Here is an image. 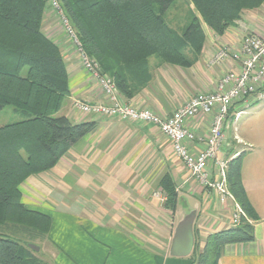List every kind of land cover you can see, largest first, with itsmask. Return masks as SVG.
<instances>
[{
  "label": "crops",
  "instance_id": "obj_1",
  "mask_svg": "<svg viewBox=\"0 0 264 264\" xmlns=\"http://www.w3.org/2000/svg\"><path fill=\"white\" fill-rule=\"evenodd\" d=\"M185 2L194 11L192 3ZM50 7L49 3L42 31L60 48L68 75L69 94L59 110L72 122H94L97 129L73 145L50 171L29 177L21 186L26 207L47 215L51 221L45 240L51 258L44 261L49 264H192L190 255L169 256L178 222L195 211L193 231L202 247L209 234L230 227L232 206L222 207L216 194L204 189L190 175L173 154L169 140L156 127L80 114L72 108L74 99L104 103L106 97L82 66L74 45ZM194 16L199 18L195 11ZM202 28L205 42L198 60L190 68H180L151 58V82L129 103L169 116L193 95L213 92L219 80L236 68L230 62L210 65L209 60L224 44L238 48L244 33L264 36V3L257 9L243 10L240 19L223 35L215 34L204 24ZM255 104L245 108L243 103H238L229 110L218 153L225 161L241 155V183L258 217L253 223L254 240L225 245L218 264H264V103H258V109L244 122L248 126H241L244 131L232 129L237 119ZM212 118L213 115L201 116L185 122V128L196 138L187 143L191 153L205 148L203 139ZM208 171L215 179L214 163L208 165ZM164 174L170 176L179 198L173 212L164 209L158 197H163L159 181ZM38 197L49 198L51 203H42L40 207L35 202ZM77 198L86 200L81 205ZM139 202L142 211L138 208ZM143 213L148 221L152 217L157 223L152 231L159 238L136 232V222Z\"/></svg>",
  "mask_w": 264,
  "mask_h": 264
},
{
  "label": "trees",
  "instance_id": "obj_2",
  "mask_svg": "<svg viewBox=\"0 0 264 264\" xmlns=\"http://www.w3.org/2000/svg\"><path fill=\"white\" fill-rule=\"evenodd\" d=\"M51 0H0V111L10 106L21 115L0 126V226L8 225L29 241L46 240L51 221L22 201V184L50 171L85 136L94 122L74 123L57 116L69 94L66 64L60 48L42 31ZM73 29L83 52L100 74L113 81L129 103L151 82L150 59L190 68L205 42L202 24L217 35L240 19L243 10L259 8L264 0H189L199 18L181 34L165 21L176 0H55ZM227 158H229L227 156ZM241 155L228 159L225 182L242 211L238 224L209 234L202 247L194 230L192 264H218L225 245L254 240L258 217L241 183ZM164 209L179 203L168 174L159 181ZM10 228V227H9ZM28 242V241H27ZM0 264H49L19 242L0 235Z\"/></svg>",
  "mask_w": 264,
  "mask_h": 264
},
{
  "label": "built area",
  "instance_id": "obj_3",
  "mask_svg": "<svg viewBox=\"0 0 264 264\" xmlns=\"http://www.w3.org/2000/svg\"><path fill=\"white\" fill-rule=\"evenodd\" d=\"M50 4L60 19L67 37L74 45L82 66L97 82L106 97L104 103H87L74 99L72 108L80 114L118 118L156 127L169 140L173 154L183 163L190 175L204 189L216 194L222 207L232 206L230 226L237 225L243 213L227 190L225 182L227 161L219 158L218 153L229 110L238 103H243L245 108H249L264 101V36L248 32L242 35L238 48L233 49L225 44L220 46L209 60L210 65L230 62L236 69L228 71L219 80L213 92L195 94L169 116H161L121 99L111 78L100 74L97 64L83 52L58 3L51 0ZM241 113L240 111L236 115ZM208 115H213V118L203 139L205 148L197 153H191L187 143L194 142L196 138L185 128V122ZM210 163H214L217 168L215 179L210 177L208 171ZM158 197L161 201L164 200L162 196Z\"/></svg>",
  "mask_w": 264,
  "mask_h": 264
},
{
  "label": "rangeland",
  "instance_id": "obj_4",
  "mask_svg": "<svg viewBox=\"0 0 264 264\" xmlns=\"http://www.w3.org/2000/svg\"><path fill=\"white\" fill-rule=\"evenodd\" d=\"M52 10L53 9L50 7V11ZM193 15H194L193 9L188 5V3L185 2V0H176L173 3V5L168 9L164 17H165L166 23L172 29H174L178 34H181L184 31L185 27L192 20ZM58 19L59 18L56 17V21L59 22L60 19L59 20ZM261 103L263 104L264 102H261ZM257 109H258V103H256L249 110H246L247 111L246 114L241 115L239 119H237L236 123L232 126V129L234 127H237L240 129V132L244 131L245 128L244 130H242L241 126L242 125H245V127L248 126L249 123L244 124V122H246V120L250 118L251 115L254 114V111H256ZM63 114L64 113L59 110L56 115L61 116ZM20 119H21V115L14 112L13 108L10 106H6L0 111V126L19 121ZM232 129H230V133ZM41 198L42 197L40 198L38 197L39 200L35 199V202H37L40 207L43 206L41 205L42 203H49V204L51 203L50 202L51 200H49V198L47 199L46 198L41 199ZM83 200H86V199H83V198L76 199V201L79 202L81 205L83 204ZM139 203L140 204L138 208L142 211V208H143L142 203L141 202ZM144 215L145 213H143V215L139 214V222H136V225H135V227L137 228L136 232H140V234L142 233L144 236L148 235L152 237L153 236L158 237V234H155V232L152 231L153 226H156L157 223L152 217H150L151 221H148L146 219L147 216H144ZM154 218H157L158 220H160V218L158 217H154ZM149 226H151V228ZM0 235L5 238L13 239L19 242L20 244H26V246H28L30 249H31L30 246L36 247L37 250H33V249L31 250L40 259L47 260L51 258V252L49 251L50 248L45 240L41 241V240L35 239L33 241H29L26 234H24L22 231L15 230L11 226H9V224L0 226Z\"/></svg>",
  "mask_w": 264,
  "mask_h": 264
},
{
  "label": "water",
  "instance_id": "obj_5",
  "mask_svg": "<svg viewBox=\"0 0 264 264\" xmlns=\"http://www.w3.org/2000/svg\"><path fill=\"white\" fill-rule=\"evenodd\" d=\"M195 217V211H191L176 225L168 251L170 257L183 258L191 254L194 247L193 224ZM30 247L37 250L34 246Z\"/></svg>",
  "mask_w": 264,
  "mask_h": 264
}]
</instances>
